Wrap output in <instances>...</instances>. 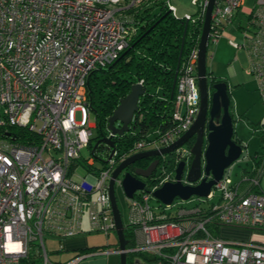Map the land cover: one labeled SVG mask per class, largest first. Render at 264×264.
I'll return each instance as SVG.
<instances>
[{
    "label": "built area",
    "instance_id": "2783aa9c",
    "mask_svg": "<svg viewBox=\"0 0 264 264\" xmlns=\"http://www.w3.org/2000/svg\"><path fill=\"white\" fill-rule=\"evenodd\" d=\"M151 1L0 0V264H34L37 259L49 264L46 238L62 241L83 233L84 217L92 232H116L109 196L115 168L147 146H168L193 123L200 101L198 45L209 0H193L195 17L181 18L165 0L168 13L187 22L185 39L190 43L182 51L170 122L155 129L154 138L146 134L125 150L117 139L134 134L131 123L122 136L110 130L102 135L111 137L113 148L102 142L94 148L92 143L101 136H91L98 123L88 79L127 48L137 29V10ZM243 3L215 0L208 43H218L236 15L246 17L237 26L242 41H228L245 51L247 72L264 106V0H255L254 8ZM83 149L89 150L86 158ZM189 149L183 145L159 157L145 189L126 197L129 217L124 226L133 232L126 252L155 255L167 264H264V242L212 235L219 226L264 230V154L237 182L224 172L206 197L185 200L191 205L179 208L174 217L166 214L170 205L158 211L150 203L155 189L175 181L179 161L189 167ZM79 167L83 176L76 172ZM116 183L121 185L119 177ZM215 191L220 192L217 202ZM102 252L108 251L96 249L58 264H76Z\"/></svg>",
    "mask_w": 264,
    "mask_h": 264
},
{
    "label": "water",
    "instance_id": "95a60500",
    "mask_svg": "<svg viewBox=\"0 0 264 264\" xmlns=\"http://www.w3.org/2000/svg\"><path fill=\"white\" fill-rule=\"evenodd\" d=\"M215 0H209L206 9L200 41L198 45L197 58V76L200 92L199 109L191 126L174 142L165 147L147 149L136 152L125 158L113 171L112 178L109 181V196L111 209L116 227L118 238L119 261L120 264H127L126 246L128 240L124 233V223L117 205L115 196V179L121 173V188L125 197L131 198L138 190L145 189L144 179H148L151 173L156 169L159 163V157L170 155L176 148H179L195 135L190 144V153L192 155L189 167L183 182V173L185 170V161H179L175 168V181L165 182L152 192V196L163 205H171L174 199L188 200L192 196L206 197L212 187L221 180L225 170L236 161L241 153L242 146L233 138L234 127L233 117L229 110L230 98L228 86L225 81H217L212 84L213 92L208 93L209 80L206 68L207 45L209 36V27L211 23V13ZM187 22L184 24L183 34L180 43V49L174 69L170 97L173 96L176 84L178 68L181 61L183 46L186 38ZM144 87L140 83H134L130 86L129 92L120 98L118 105L112 114L107 118V130L111 135L122 136L129 130L130 123L133 121L134 113L138 109L140 97L144 94ZM210 102V104H209ZM209 105V108H208ZM206 136H205V123ZM217 121V123L214 122ZM116 123L119 125L117 126ZM205 141V143H204ZM104 143L113 148L111 137L101 136L94 143V148L98 143ZM153 157L156 159L153 160ZM152 159L146 168H136L134 173L126 171L128 166L142 159ZM132 264H147L140 257L135 256Z\"/></svg>",
    "mask_w": 264,
    "mask_h": 264
},
{
    "label": "trees",
    "instance_id": "16d2710c",
    "mask_svg": "<svg viewBox=\"0 0 264 264\" xmlns=\"http://www.w3.org/2000/svg\"><path fill=\"white\" fill-rule=\"evenodd\" d=\"M161 3L162 6L157 12H150L148 3L137 10L135 14L137 29L127 48L119 54L115 62L106 68L93 71L88 79L87 91L98 123V136L105 134L102 129L120 98L129 92L132 84L143 80L145 91L139 99L138 109L131 122L134 134L131 137L125 135L117 139L123 150L150 131L159 127L165 128L170 122L174 100L173 96L170 97V92L185 21L173 18L163 2ZM189 44L185 39L183 54ZM100 75L103 77V87L99 89L98 101H95L94 92ZM13 130L12 132H15ZM138 162H144L141 166L149 164V161L143 159ZM124 233L130 247L133 244V232L131 228L125 227ZM135 256L147 264H167L158 256L144 253H128L127 263H131V258Z\"/></svg>",
    "mask_w": 264,
    "mask_h": 264
},
{
    "label": "rangeland",
    "instance_id": "374dc122",
    "mask_svg": "<svg viewBox=\"0 0 264 264\" xmlns=\"http://www.w3.org/2000/svg\"><path fill=\"white\" fill-rule=\"evenodd\" d=\"M165 0H152L148 3V8L150 12H157L162 3ZM171 4L176 8V16L181 18L186 14L195 17L197 6L193 0H170ZM244 7L254 8L255 0H244ZM246 22V17L239 13L233 19V23L225 28L224 34L221 36L220 40L216 44L208 43L207 45V57H206V68L208 79L216 77L217 79H223L226 81L228 86V94L230 98V112L233 117V127H234V137L238 139L243 144V150L240 157L234 161L226 170L225 175H229L232 181L237 182L241 180L242 176L249 171H252L254 161H259V157L264 154V106L260 101L258 92L256 90V82L251 74L247 72L248 61L246 53L243 49H235L229 45V38H233L234 41L240 43L242 41V34L239 29H237L238 23L244 24ZM102 75H100L97 81L96 91L94 92V100L98 101L99 89L103 87ZM153 90V89H151ZM213 88L209 85L208 93L211 95ZM103 95H106L104 90ZM94 114L90 113V121L94 122ZM107 132V127L102 129ZM129 133V132H128ZM98 129L95 127L92 129V137L98 135ZM156 135L155 131H150L148 133L149 138H154ZM95 143V140H92ZM191 144V143H190ZM190 144H188L190 146ZM186 146V145H184ZM152 148V146H147L144 149ZM82 155L86 158L89 155L88 149L82 150ZM254 157H258L256 160ZM104 158V155H102ZM82 161V159H80ZM83 162V161H82ZM97 167L102 166V162L99 160L95 161ZM188 166L183 173V179H185ZM79 176H83L85 171L82 167L76 170ZM158 173V170L156 171ZM120 174V178L121 175ZM264 188V183L262 184ZM115 196L117 200V205L120 210V214L124 224L128 223L129 217V206L128 201L123 193L121 186L116 183L115 185ZM195 198V196H194ZM220 199V192L215 191V197L213 201L217 202ZM195 200V199H194ZM188 201H181L180 199H174L173 203L166 207V214L170 217H174L177 210L181 207H188L191 204L186 203ZM150 203L153 206H157L159 211L160 201L152 197ZM86 227V219H84V228ZM86 229V228H85ZM231 229V230H230ZM241 229V230H240ZM242 228H222L221 230H214V236L227 237V238H247L249 233L244 232ZM86 242L89 244H95L104 246L108 250H113L117 247L116 245V235L110 233L109 236H105L101 233H88L83 234ZM68 239V238H66ZM64 239V240H66ZM45 246L48 250V259L52 260L56 257L57 253L54 250L59 249V243L56 239L46 238ZM105 248V249H106ZM60 254L57 255V257ZM117 261L119 262V256L117 254ZM131 264V263H127Z\"/></svg>",
    "mask_w": 264,
    "mask_h": 264
},
{
    "label": "crops",
    "instance_id": "0c3cea01",
    "mask_svg": "<svg viewBox=\"0 0 264 264\" xmlns=\"http://www.w3.org/2000/svg\"><path fill=\"white\" fill-rule=\"evenodd\" d=\"M233 138L242 146V150H243V144L240 141H238V139L235 138L234 135H233ZM84 219H86V217H84ZM85 228H84V221H83V226H82L83 233H81L75 237L68 238L66 240H62V241L57 240L59 245H62V248L60 250H54L53 252L54 253L58 252V254H60V255L57 257L58 254H56V257H54L52 260L49 259V261H50L49 264L63 263L65 261H68L69 259L75 257L78 254L91 252V251L96 250V249H102V251L104 250V251H108V252H102V253H97V254H92V255L86 256L83 259L79 260L76 264H120V261L119 262L117 261V254L119 256V252L117 249H119V247H118V238H117L116 232H114V234L116 235L117 247L114 248L113 250H108V248H106L107 245L100 246V245L87 243L86 239L84 237H81V236H83V234L93 233L92 231L89 230L87 219H86V227ZM222 228H242V229H244L243 230L244 232L249 233V236H247V238H242V239H240V238L239 239L227 238V237L225 238L223 236H221V238L234 239V240H251V239H253V240L264 242V230H252L249 228L235 227V226H219L217 228H213L212 231L214 232V230H221ZM95 233H97V232H95ZM108 236L109 235H107V237ZM126 247H128V244ZM127 255H128V253H127ZM132 259L133 258H131V264H132ZM36 264H42V261L40 259H37Z\"/></svg>",
    "mask_w": 264,
    "mask_h": 264
},
{
    "label": "flooded vegetation",
    "instance_id": "af4514ba",
    "mask_svg": "<svg viewBox=\"0 0 264 264\" xmlns=\"http://www.w3.org/2000/svg\"><path fill=\"white\" fill-rule=\"evenodd\" d=\"M208 80H209V79H208ZM217 81H219V79H217L216 77H215V78L212 77V78H210V80H209V82H210L209 85L212 87V84H214V83L217 82ZM209 104H210V102H209ZM208 108H209V105H208ZM229 108H230V105H229ZM207 122H208V118L206 119V123H205V136H206V125H207ZM214 122L217 123L216 120H214ZM194 138H195V135L192 136V137L190 138V140L187 142V144H185V145L187 146L188 144L192 143L193 140H194ZM204 143H205V141H204ZM205 144H206V143H205ZM154 159H156V157H155V158L153 157V160H154ZM143 160H147V161H149V163H150L152 159L147 158V159H143ZM140 161H141V160H140ZM144 162H145V161H144ZM144 162H135V163L131 164L130 166H128L127 169H125V170H126V171H129L130 173L133 174L136 168H142V169H144V168L147 167V166H141L142 164L144 165ZM152 174H153V172L151 173V175H152ZM151 175H150V176H151ZM146 180H147V179H144V181H146Z\"/></svg>",
    "mask_w": 264,
    "mask_h": 264
}]
</instances>
